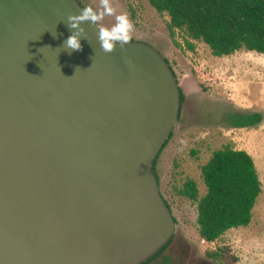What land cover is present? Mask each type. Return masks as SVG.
<instances>
[{
	"label": "water",
	"instance_id": "water-1",
	"mask_svg": "<svg viewBox=\"0 0 264 264\" xmlns=\"http://www.w3.org/2000/svg\"><path fill=\"white\" fill-rule=\"evenodd\" d=\"M77 0H0V264H142L174 236L154 162L180 86L152 46L64 42Z\"/></svg>",
	"mask_w": 264,
	"mask_h": 264
},
{
	"label": "rangeland",
	"instance_id": "rangeland-1",
	"mask_svg": "<svg viewBox=\"0 0 264 264\" xmlns=\"http://www.w3.org/2000/svg\"><path fill=\"white\" fill-rule=\"evenodd\" d=\"M78 1L83 7L102 10L101 0ZM109 2L114 14L97 25L110 28L116 15L126 14L133 24L130 41L145 42L157 50L169 62L184 95L172 137L155 164L160 192L176 220V231L161 256L150 264H163L164 257L171 264H264V139H242L226 122L231 113L264 116V105L252 102L256 92L264 94L263 56L242 51L217 58L199 42H191L192 52L183 35L169 30L168 16L157 13L148 0ZM260 127L256 129L264 136V120ZM227 145L253 158L262 193L248 227L230 230L213 244L203 243L198 234L197 204L182 192L186 181L192 180L199 197L205 194L201 167L214 151ZM212 253L214 258L209 256Z\"/></svg>",
	"mask_w": 264,
	"mask_h": 264
},
{
	"label": "trees",
	"instance_id": "trees-1",
	"mask_svg": "<svg viewBox=\"0 0 264 264\" xmlns=\"http://www.w3.org/2000/svg\"><path fill=\"white\" fill-rule=\"evenodd\" d=\"M148 2L157 13L168 16L169 30L183 35L187 48L192 52L195 47L191 42H199L206 45L217 58L230 57L242 51L264 56V0ZM174 76L176 77L175 73ZM180 93L182 104L184 95L181 89ZM263 120L261 113H231L226 116L231 129L256 128ZM171 137L172 134L168 141ZM156 160L153 171L157 177ZM201 176L206 189L203 196L199 197L198 187L192 180L186 181L182 192L185 198L197 204L200 240L213 244L230 230L248 227L262 193V183L253 158L246 151L224 146L214 151L201 167ZM166 204L170 208L167 202ZM171 241L142 264H150L159 258ZM209 256L214 258L215 255L212 253ZM162 262L171 264L169 258L165 257Z\"/></svg>",
	"mask_w": 264,
	"mask_h": 264
},
{
	"label": "clouds",
	"instance_id": "clouds-1",
	"mask_svg": "<svg viewBox=\"0 0 264 264\" xmlns=\"http://www.w3.org/2000/svg\"><path fill=\"white\" fill-rule=\"evenodd\" d=\"M102 10L97 12L91 6L82 8L79 15H69L67 17V26L72 30V34L64 42V47L71 51L81 50V39H87L86 33L82 27L83 23L96 26L106 15L114 14V8L109 0H101ZM116 23L110 27H100L97 30V42L101 50L105 53H112L117 46L123 48L130 42V34L133 31V24L126 14L116 15Z\"/></svg>",
	"mask_w": 264,
	"mask_h": 264
},
{
	"label": "crops",
	"instance_id": "crops-1",
	"mask_svg": "<svg viewBox=\"0 0 264 264\" xmlns=\"http://www.w3.org/2000/svg\"><path fill=\"white\" fill-rule=\"evenodd\" d=\"M261 56V55H260ZM264 58V56H263ZM261 100V101H260ZM252 102H258L259 106L264 105V94H258L257 92L252 96ZM263 108V107H262ZM261 128L260 126H258ZM239 131L243 135L242 139H264V136L260 134V130L256 128H246V129H233ZM244 133V134H243ZM258 172V171H257ZM259 175V173H258ZM260 178V177H259ZM204 243V242H203Z\"/></svg>",
	"mask_w": 264,
	"mask_h": 264
},
{
	"label": "flooded vegetation",
	"instance_id": "flooded-vegetation-1",
	"mask_svg": "<svg viewBox=\"0 0 264 264\" xmlns=\"http://www.w3.org/2000/svg\"><path fill=\"white\" fill-rule=\"evenodd\" d=\"M180 112H181V107H180ZM180 112H179V116H178V119L177 120H179V117H180ZM163 196V195H162ZM163 198H164V196H163ZM165 199V198H164ZM166 201V200H165Z\"/></svg>",
	"mask_w": 264,
	"mask_h": 264
}]
</instances>
